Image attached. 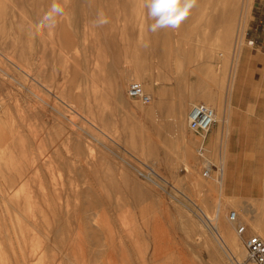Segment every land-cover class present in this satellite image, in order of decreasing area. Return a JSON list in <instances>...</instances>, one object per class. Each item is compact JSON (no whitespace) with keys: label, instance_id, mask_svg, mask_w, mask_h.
I'll return each instance as SVG.
<instances>
[{"label":"rangeland","instance_id":"1","mask_svg":"<svg viewBox=\"0 0 264 264\" xmlns=\"http://www.w3.org/2000/svg\"><path fill=\"white\" fill-rule=\"evenodd\" d=\"M253 2L196 0L153 33L146 0H0V264H79L64 241L80 226L89 264L109 240L116 264H256L229 217L222 117ZM53 3L63 14L37 32ZM196 102L216 110L207 160Z\"/></svg>","mask_w":264,"mask_h":264},{"label":"crops","instance_id":"2","mask_svg":"<svg viewBox=\"0 0 264 264\" xmlns=\"http://www.w3.org/2000/svg\"><path fill=\"white\" fill-rule=\"evenodd\" d=\"M247 17L246 39H253L255 45L242 47L245 76L237 77L222 114L226 122L223 188L239 211L238 224L246 225L238 233L245 249L251 235L264 238V0H254Z\"/></svg>","mask_w":264,"mask_h":264},{"label":"built area","instance_id":"3","mask_svg":"<svg viewBox=\"0 0 264 264\" xmlns=\"http://www.w3.org/2000/svg\"><path fill=\"white\" fill-rule=\"evenodd\" d=\"M248 43L254 45V40H249ZM128 94L142 103L151 101V95L145 91L141 82H132L129 86ZM216 119L215 109L205 102L194 103L188 114L189 127L200 137L199 145L197 146L198 155L206 160L208 154L207 137ZM212 165L209 162L205 164L203 175L210 176ZM214 170H218L216 166ZM219 174H222L221 169H219ZM229 217L232 222L238 221V214L235 210L230 211ZM245 227V224H238L237 232H243ZM245 244L247 257L256 264H264V238L259 234H253L246 240Z\"/></svg>","mask_w":264,"mask_h":264},{"label":"clouds","instance_id":"4","mask_svg":"<svg viewBox=\"0 0 264 264\" xmlns=\"http://www.w3.org/2000/svg\"><path fill=\"white\" fill-rule=\"evenodd\" d=\"M195 5L196 0H146L148 15L154 21L149 26V30L155 33L164 28H178ZM63 12L64 8L62 5L53 3L36 25V31L39 32L44 28H53L56 24V17L62 15ZM101 16H103L102 13ZM99 23H107V19L102 18Z\"/></svg>","mask_w":264,"mask_h":264},{"label":"bare ground","instance_id":"5","mask_svg":"<svg viewBox=\"0 0 264 264\" xmlns=\"http://www.w3.org/2000/svg\"><path fill=\"white\" fill-rule=\"evenodd\" d=\"M243 1V0H242ZM242 7V6H241ZM243 17V16H242ZM243 29V28H242ZM9 57H11V56H9ZM15 59V58H14ZM13 59V60H14ZM16 60V59H15ZM19 62V61H18ZM30 72V71H29ZM123 80V79H122ZM122 80H120V81H122ZM121 84H123V82L121 83ZM122 87H123V85H122ZM46 98V97H45ZM212 107V106H211ZM215 112H216V110H215ZM74 126V125H73ZM88 167V166H87ZM154 171H155V169L154 168H152ZM22 186H24V183H23V181L22 180H18L17 181V183H16V185L15 186H13V188H12V193H11V196L9 195V199L11 200V202L13 203V204H20V202H21V197H19L20 196V194L22 193ZM61 187V186H60ZM91 189V188H90ZM9 191V190H8ZM11 192V191H10ZM10 194V193H9ZM0 215H1V213H0ZM207 215V214H206ZM74 216V215H73ZM168 216V215H167ZM83 217V216H82ZM208 218H209V216H207ZM210 219V218H209ZM84 221V220H83ZM82 222V221H81ZM82 224H83V222H82ZM57 226V225H56ZM222 227V230H224V231H227L226 230V228H224L223 226H221ZM73 229V231H72V234H74L73 235V237H72V235H70L69 237H68V240H65L64 241V243H65V245L67 244V247H65L64 249H66V255L67 254H71L70 256H72V257H74L75 258V260H78V262H79V264H89V257H88V245H86V237L83 235V233H82V227L80 226V227H78V230L77 231H75V227L74 228H72ZM220 229V228H219ZM64 230V229H63ZM65 231V230H64ZM84 231V230H83ZM222 233V232H221ZM65 235H67V234H65ZM55 236H57V235H55ZM66 237V236H65ZM67 238V237H66ZM223 240L224 241H227L229 244H227V245H229L230 247H231V250L233 249L234 250V248H235V242L233 241L232 243H230V241H229V239L230 238H228L227 236H226V234H224L223 235ZM163 242V241H162ZM170 242V241H169ZM88 243V242H87ZM105 245H107V247H106V249L104 250V254H105V264H116V257H115V255L113 254V252L111 251L112 249H111V247H110V245H111V243H110V240L109 241H107L106 242V244ZM62 247V246H61ZM229 247V248H230ZM182 249V248H181ZM169 250H170V247H169ZM173 250H176V248L175 249H173ZM179 250V249H178ZM183 250V249H182ZM232 250V251H233ZM236 250V249H235ZM10 251V250H9ZM94 252V251H93ZM170 252V251H169ZM172 252V251H171ZM177 252V251H176ZM234 252V251H233ZM97 253L98 252H94V255H97ZM99 255V254H98ZM68 257H69V255H67ZM59 258V256H56L55 257V259L54 260H52L53 262H55L56 263V261H58L57 259ZM95 258V257H94ZM237 259H239V258H237ZM240 260V259H239ZM239 262V261H238ZM18 263V262H17ZM26 263H29V260H26V259H24V264H26ZM136 263V262H135ZM13 264H14V262H13ZM134 264V263H133ZM140 264V263H139Z\"/></svg>","mask_w":264,"mask_h":264}]
</instances>
